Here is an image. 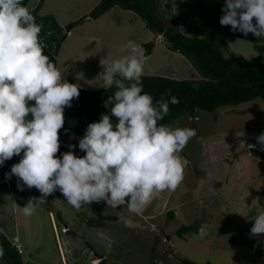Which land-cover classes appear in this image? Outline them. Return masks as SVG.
<instances>
[{
  "label": "rangeland",
  "instance_id": "1",
  "mask_svg": "<svg viewBox=\"0 0 264 264\" xmlns=\"http://www.w3.org/2000/svg\"><path fill=\"white\" fill-rule=\"evenodd\" d=\"M99 1L44 0L40 9L42 14L54 13L63 25L82 19L57 55V68L65 79L87 89L103 88L95 79L104 67L101 60L131 54L142 60L143 74L200 77L190 60L169 49L165 36L150 30L134 10L116 5L98 18L87 16ZM39 2L29 0L27 6L33 9ZM224 3L160 0L159 14L177 21L188 35L211 31L225 39L230 46L227 56L231 51L246 58L264 56V40L232 35L231 25L220 23ZM128 41L134 47L125 48ZM148 41L155 42L151 52L145 47ZM173 125L197 128L180 153L184 178L175 190L155 192L139 214L129 213L126 205L108 206L106 201H93L77 209L57 190L33 215L26 216L21 207L32 196H40V191L27 186L21 190L15 175L6 177L17 193L13 192V197H7L11 196L8 192L1 195L0 212L11 219L8 235L12 226L20 235L24 262L99 264L103 257L107 264H154L152 260L181 264L183 258L212 264H264V234L253 236L250 232L252 217L264 211L260 196L264 155L254 150L264 151L257 140L264 132V100L220 106L214 113L200 109L196 118L182 115ZM84 133L61 136L57 155L73 150L70 144L78 146ZM0 179L5 180L3 172ZM4 187L0 186L2 192ZM101 214L116 219H104ZM122 217H130L136 226L126 227ZM183 224L196 228L180 235L177 230Z\"/></svg>",
  "mask_w": 264,
  "mask_h": 264
},
{
  "label": "clouds",
  "instance_id": "2",
  "mask_svg": "<svg viewBox=\"0 0 264 264\" xmlns=\"http://www.w3.org/2000/svg\"><path fill=\"white\" fill-rule=\"evenodd\" d=\"M222 13L220 23L232 31L264 37V0H225ZM42 28L23 0H0V166L20 155L6 177L15 175L21 190L36 187L41 193L21 207L23 214L33 215L57 190L77 209L106 201L139 214L155 192L181 183L180 153L196 129L159 123L179 98L169 90L168 99L156 100L144 91L137 54L103 58L95 79L101 87L115 88L105 101L110 112L90 122L79 138L84 155L74 151L76 144L57 155L65 110L79 97L80 86L65 79L45 53ZM124 47H134L133 42ZM257 140L264 145V132ZM121 219L126 227L136 226L130 217ZM252 219L251 234H264V211ZM4 255L0 246V259Z\"/></svg>",
  "mask_w": 264,
  "mask_h": 264
},
{
  "label": "trees",
  "instance_id": "3",
  "mask_svg": "<svg viewBox=\"0 0 264 264\" xmlns=\"http://www.w3.org/2000/svg\"><path fill=\"white\" fill-rule=\"evenodd\" d=\"M29 0H23L28 4ZM44 0H40L37 6L30 9L37 22H42L40 33L45 45L44 51L51 61L57 66V55L63 42L71 30L82 19H76L62 25L53 13H40ZM119 5L125 9L134 10L144 21L146 26L154 33L163 34L169 49L184 54L200 74L198 78H173L164 75L143 74L142 83L144 91L151 93L156 100L162 97L168 99L171 94L179 98L178 104L169 105L170 111L159 123L173 124L182 115L196 118L199 110L214 113L218 107L224 105H238L256 99L264 100V56L259 54L252 58H246L241 54L231 51V56L226 55L229 43L211 31H206L202 36H191L184 33L177 21H168L159 14L160 0H100L89 12L90 18H98ZM230 33L252 41H263L252 33L245 35L240 31ZM155 46L154 41L145 43L148 52ZM68 81L76 83L71 78ZM80 86V85H79ZM115 88H92L80 86V95L74 99L70 107L65 110V125L60 130L61 136L76 135L84 132L88 124L99 120L102 113L110 112L105 106V101L112 95ZM85 121L78 123L79 120ZM115 119V117H113ZM194 128L197 131L196 125ZM66 129V130H65ZM255 151L264 155V151ZM78 155H84L79 147H76ZM22 155V154H21ZM20 155H14L8 159L0 172H4L18 162ZM261 202H264V184L261 186ZM120 207V206H119ZM173 211L170 215L173 216ZM101 218H113V216L100 215ZM3 233H0V246L5 249V255L0 259V264H26L22 253L19 252L16 243L7 233L8 226L3 223ZM192 224H183L177 232L181 235L194 229ZM154 264H160L159 260H152ZM99 264H107L101 257ZM181 264H212L200 263L189 258H183Z\"/></svg>",
  "mask_w": 264,
  "mask_h": 264
},
{
  "label": "crops",
  "instance_id": "4",
  "mask_svg": "<svg viewBox=\"0 0 264 264\" xmlns=\"http://www.w3.org/2000/svg\"><path fill=\"white\" fill-rule=\"evenodd\" d=\"M54 14V13H53ZM55 15V14H54ZM63 25V24H62ZM10 169H8V170H6V171H4L3 172V176H4V179L5 180H1L0 179V186L2 185V184H5V187H4V189H3V192L0 190V197H1V195L3 194V195H6L5 193H9L11 196H8V195H6L7 197H13L12 196V193L14 192V188H13V185H12V183L13 182H11L10 184L8 183V178H6V176H5V173L7 172V171H9ZM16 193L17 192H14V195H16ZM157 193V192H156ZM10 199V198H9ZM11 200V199H10ZM7 206H8V203H7ZM1 207V206H0ZM0 211H2V209L0 208ZM5 214L3 213V214H1V212H0V225L1 226H3V223H6L7 224V226H8V228H10V225L12 224V222H10L11 221V219L10 218H8V217H5L4 216ZM15 217V216H14ZM15 220H16V218H15ZM17 228V227H16ZM8 230V229H7ZM10 237H11V239L13 240V242L14 243H20L23 247H24V245L21 243V241H20V235H19V233L17 232V230L15 229L14 230V227L12 226V228L10 229Z\"/></svg>",
  "mask_w": 264,
  "mask_h": 264
},
{
  "label": "built area",
  "instance_id": "5",
  "mask_svg": "<svg viewBox=\"0 0 264 264\" xmlns=\"http://www.w3.org/2000/svg\"><path fill=\"white\" fill-rule=\"evenodd\" d=\"M16 246H17L19 252L22 253L23 252V247L20 244H18V243H16Z\"/></svg>",
  "mask_w": 264,
  "mask_h": 264
}]
</instances>
